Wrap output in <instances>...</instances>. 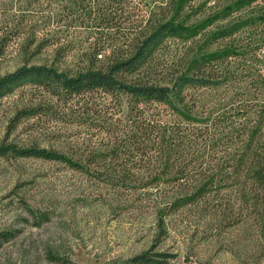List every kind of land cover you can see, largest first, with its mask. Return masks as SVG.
<instances>
[{
    "label": "rangeland",
    "instance_id": "rangeland-1",
    "mask_svg": "<svg viewBox=\"0 0 264 264\" xmlns=\"http://www.w3.org/2000/svg\"><path fill=\"white\" fill-rule=\"evenodd\" d=\"M176 2L129 0V5L155 20L172 19L189 27L181 35H164L147 68L196 69L217 79L179 96L186 120L181 112L159 107L163 118L176 116L182 129L188 127L195 140L191 151L200 144L198 152L180 151L197 181H187L182 189L159 183L147 190L99 182L85 171L95 169L88 157L105 159L91 155V145L108 144L95 134L96 114L81 113V100L65 102L42 85H19L0 97V141L63 152L81 168L35 155H0V229L16 230L0 246V264H117L154 243V249L172 253L166 264H264V201L251 174L264 150V0H192L175 13ZM59 8L57 0H0V36L6 34L0 76L24 63L63 70L85 65V29L66 38L61 58L53 54L54 44L32 54L33 46L24 48V32L14 30L19 18L25 24L36 19L44 29L58 26L57 16L44 19L48 12L57 15ZM41 32L36 30V37ZM105 99L120 117L132 105L125 95L118 104ZM107 102L98 107L107 109ZM22 109L35 113L19 115ZM190 155L195 156L188 160ZM173 157L170 172L182 165L181 158ZM195 185L201 186L200 197ZM164 199L178 202L164 217L166 231L161 234L156 219Z\"/></svg>",
    "mask_w": 264,
    "mask_h": 264
},
{
    "label": "trees",
    "instance_id": "trees-1",
    "mask_svg": "<svg viewBox=\"0 0 264 264\" xmlns=\"http://www.w3.org/2000/svg\"><path fill=\"white\" fill-rule=\"evenodd\" d=\"M57 1L60 5L59 10L55 12L57 15L48 12L44 20L49 22L57 16L62 22L60 25L44 29L37 25L36 19L25 24L19 18L14 30L21 28L19 31L24 32V48L33 46L32 54L40 52L45 45L54 44L53 54L61 58L65 53L66 38L75 36V31L85 29L88 46L81 52L85 56V65L75 70H63L53 64L24 63L0 76V97L24 83H35L65 102L73 100L75 105L81 100L78 102L80 112L96 114L98 122L95 124L99 130L95 134L97 137L102 134L100 138H105L108 142L104 147L91 145L89 150L91 155L101 154L105 158L98 161L93 157L87 159V163H93L95 169L90 171L86 168L85 171L99 182L127 190H147L159 183H170L173 189L180 185L182 189L187 187L183 186L187 181L191 180L192 184L196 182L197 178L183 163L185 157L180 151L186 154L198 152L200 144L191 151L195 140L190 136L188 127L183 125L182 129V121L179 122L180 118L176 119V116L163 118L159 107L172 114L181 112V119H185L187 115L183 113V107L178 105V102L182 103V97L179 96L191 87L214 85L217 79L204 71L199 73L196 69L187 71L170 68L167 71L159 69L155 72L147 68L152 49L164 35H181L186 33L189 27H184L177 21L173 22L172 19L155 20L149 14L141 13V9L135 10V6L129 5V0ZM176 1L175 13L178 12L179 6L187 3L189 7L192 3V0ZM36 30L42 31L39 37H36ZM224 30L226 27L216 29L213 34L218 36ZM5 36L6 34L0 36V48L4 44ZM121 95L127 96L132 105L120 117L116 115L117 109L110 107V102L105 98H113L115 104H118ZM106 102L107 109L98 107ZM71 105L73 103L66 104L67 107ZM156 106L158 108H155ZM31 113L35 111L22 109L19 115ZM181 136L184 143H180ZM7 152L60 160L76 169L81 168L77 161L63 152L35 146L21 149L15 143L0 141V155ZM262 152L256 157L251 174L259 196L264 201V150ZM173 155V158H181L182 165L170 172ZM193 156L195 155L187 156V159ZM136 166H139L141 171H136ZM166 168L168 170H165ZM194 189L196 193L201 192V186L195 185ZM202 194L203 191L199 197ZM175 202L178 201L164 199L159 207L161 209L157 211L156 221L161 234L166 231L163 225L164 217L174 208ZM261 218L260 233L264 237V215ZM15 231L0 229V246L13 238ZM158 235L160 236V233ZM155 245L156 243L124 261L119 260L117 264H166L172 253L156 250ZM52 256L56 257L54 254Z\"/></svg>",
    "mask_w": 264,
    "mask_h": 264
}]
</instances>
